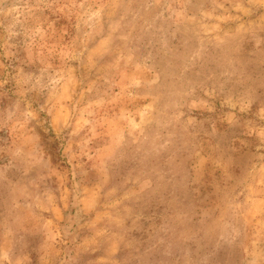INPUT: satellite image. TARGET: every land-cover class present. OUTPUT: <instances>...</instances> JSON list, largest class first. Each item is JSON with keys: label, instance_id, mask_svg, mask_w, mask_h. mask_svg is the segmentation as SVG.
<instances>
[{"label": "rangeland", "instance_id": "rangeland-1", "mask_svg": "<svg viewBox=\"0 0 264 264\" xmlns=\"http://www.w3.org/2000/svg\"><path fill=\"white\" fill-rule=\"evenodd\" d=\"M0 264H264V0H0Z\"/></svg>", "mask_w": 264, "mask_h": 264}]
</instances>
